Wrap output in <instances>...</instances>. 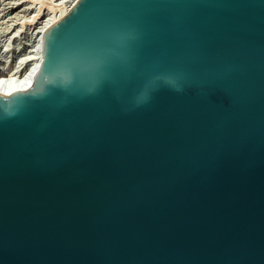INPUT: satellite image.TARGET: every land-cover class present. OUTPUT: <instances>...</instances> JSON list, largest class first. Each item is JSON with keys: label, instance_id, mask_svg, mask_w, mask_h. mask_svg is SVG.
Wrapping results in <instances>:
<instances>
[{"label": "water", "instance_id": "obj_1", "mask_svg": "<svg viewBox=\"0 0 264 264\" xmlns=\"http://www.w3.org/2000/svg\"><path fill=\"white\" fill-rule=\"evenodd\" d=\"M0 94V264H264V0H77Z\"/></svg>", "mask_w": 264, "mask_h": 264}, {"label": "bare ground", "instance_id": "obj_2", "mask_svg": "<svg viewBox=\"0 0 264 264\" xmlns=\"http://www.w3.org/2000/svg\"><path fill=\"white\" fill-rule=\"evenodd\" d=\"M76 2L77 0H56L53 5L48 6V3L43 10L36 9L34 15L30 14L32 17H26V21L22 18L20 24L14 22L0 26V94H10L32 84L41 66L44 33L66 16ZM0 20V25H3V18L0 17Z\"/></svg>", "mask_w": 264, "mask_h": 264}, {"label": "rangeland", "instance_id": "obj_3", "mask_svg": "<svg viewBox=\"0 0 264 264\" xmlns=\"http://www.w3.org/2000/svg\"><path fill=\"white\" fill-rule=\"evenodd\" d=\"M30 3H32V4H30ZM42 3H43V5H42ZM52 3H56V0H45V1L44 0H38L37 2H36V0H0V17H2L3 21H4V24L0 25V26H6L7 24H9V23L13 24L14 22L20 24L23 21V19H24V21H26V17H28V19H29L30 14L34 15V13H36V11H37L36 9L43 10L44 8H46L47 4L49 6L50 4L53 5ZM28 4H30V5H28ZM44 4H46V5L44 6ZM18 8H20V9H18ZM24 8H25V10L23 11ZM10 15H12V16H10ZM32 15L30 17H32ZM1 20H0V22H1Z\"/></svg>", "mask_w": 264, "mask_h": 264}]
</instances>
